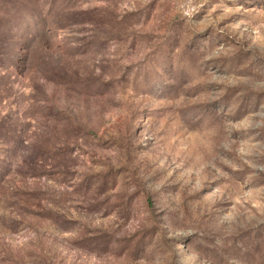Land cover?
<instances>
[{"label": "rangeland", "instance_id": "obj_1", "mask_svg": "<svg viewBox=\"0 0 264 264\" xmlns=\"http://www.w3.org/2000/svg\"><path fill=\"white\" fill-rule=\"evenodd\" d=\"M0 264H264V0H0Z\"/></svg>", "mask_w": 264, "mask_h": 264}]
</instances>
